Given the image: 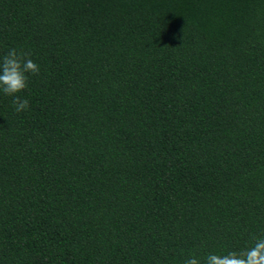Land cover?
I'll use <instances>...</instances> for the list:
<instances>
[{
  "label": "trees",
  "instance_id": "trees-1",
  "mask_svg": "<svg viewBox=\"0 0 264 264\" xmlns=\"http://www.w3.org/2000/svg\"><path fill=\"white\" fill-rule=\"evenodd\" d=\"M0 264H205L264 238V0H0Z\"/></svg>",
  "mask_w": 264,
  "mask_h": 264
},
{
  "label": "clouds",
  "instance_id": "clouds-1",
  "mask_svg": "<svg viewBox=\"0 0 264 264\" xmlns=\"http://www.w3.org/2000/svg\"><path fill=\"white\" fill-rule=\"evenodd\" d=\"M39 66L29 58L27 53H18L11 49L0 59V92L14 97L15 110L21 112L29 107L27 99L17 94L28 87V74H38ZM254 246L226 255L208 254L205 264H264V238H255ZM185 264H200V260L191 257Z\"/></svg>",
  "mask_w": 264,
  "mask_h": 264
}]
</instances>
